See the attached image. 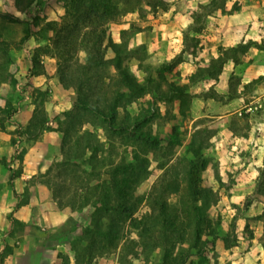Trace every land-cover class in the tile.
<instances>
[{
  "label": "rangeland",
  "instance_id": "1",
  "mask_svg": "<svg viewBox=\"0 0 264 264\" xmlns=\"http://www.w3.org/2000/svg\"><path fill=\"white\" fill-rule=\"evenodd\" d=\"M68 1L65 8L63 0H35L29 8L20 11L14 0H0V132L9 134L7 140L0 139V264H128L129 261L155 264L158 261V250L147 257L134 256L128 246L102 248L95 239L82 233V228L89 224L91 208L78 210L72 204L78 201L75 193L84 191L80 183L88 180L93 184L105 178L110 162L127 157L133 145L128 140L112 138L115 147L107 149L105 144V151L100 152V159L92 167L81 156L71 171L52 166L62 157L61 130L68 124L64 113L72 110L75 91L72 87L56 86L54 81L36 84L42 76L29 72L33 55L57 79L59 61L75 74L86 70L83 79L95 87L94 99L100 103L109 100L122 88L113 65L115 53L105 46L107 37L120 43L121 63L145 85L142 92L131 96L132 102L121 101L118 116L128 113L143 117L148 102L155 103V112L142 131L149 132L158 142L146 148L147 174L134 191L144 199L135 215L147 211L146 195L154 184L170 182L175 176L172 165L181 166L182 159L187 157L190 135L198 130L206 161L202 184L211 193L205 203L215 233L221 238L212 246L210 237L204 236L201 247L205 258L193 255L191 264H264V67L257 64L264 65V53L254 50L256 46L264 48V37L245 52L241 51V45L248 40L223 45L215 37L217 29L224 24L222 16L239 12L242 5L253 0H133L130 4L119 3L117 11L95 30L83 26L72 11H67L72 7L71 0ZM26 28L28 38L22 42ZM66 36L73 54L67 62L58 50L63 48ZM231 46H236L229 54L235 59L226 60L216 81L207 75L198 76L211 57L223 54ZM95 50L102 53L104 62L99 66L91 63L90 55ZM169 83L185 87L187 94L181 112L178 98L169 91ZM212 91L217 93L215 98L204 97ZM25 102L27 115L30 112L32 116L34 108L39 107L37 113L45 116L48 126V129H29L38 133L36 140L28 132H22L31 116L21 125L13 118ZM11 108L14 111L6 118L4 112ZM75 118L72 131L86 128L105 139L100 122L93 120V116L81 114ZM49 131L58 134L54 148L47 145L51 140L43 139ZM38 141L39 148L29 157V164L35 166L41 159H37V154L43 155L42 170L33 169V174L24 180L11 179L12 171L23 170V162L17 159L20 151L25 149L24 156ZM48 167L51 168L46 172ZM16 188L19 192L14 195L12 190ZM50 189L59 195L58 199L52 197ZM178 193H184L183 186ZM179 198L178 194L169 195L173 204ZM51 206L57 213L61 211L58 217H63L57 225L39 220ZM129 236L135 237L134 233ZM187 245L185 242L181 246ZM25 248L29 255L23 258ZM12 254L18 256L8 258ZM25 260L29 262L24 263Z\"/></svg>",
  "mask_w": 264,
  "mask_h": 264
},
{
  "label": "trees",
  "instance_id": "2",
  "mask_svg": "<svg viewBox=\"0 0 264 264\" xmlns=\"http://www.w3.org/2000/svg\"><path fill=\"white\" fill-rule=\"evenodd\" d=\"M34 1L14 0V4L18 10L24 11ZM63 1L66 8L70 1ZM123 2L130 4L133 0H74L73 2L71 0L72 7L67 8V11H72L80 19L83 26H90L95 30L101 22L114 14L119 3ZM156 2V6L159 5V1ZM147 4L151 3L148 2ZM219 8L223 7L219 6ZM7 18L19 20L18 17ZM28 31L29 29L26 28L25 35L21 39L22 42L28 38ZM123 31L121 30V33ZM251 44L256 43L250 40L242 43L241 51L245 52ZM62 45L63 48L58 49L60 51L59 55L67 62L73 55L70 50L71 42L67 36L64 37ZM98 45H100L99 42ZM105 46L115 53L113 65L121 82L120 88H122V91L118 90L112 94L109 100L105 99L100 103L99 100L94 99L95 87L91 85L88 79H83V73H87L86 70H80L79 74H75V72L69 71L67 65H61L60 61L57 63L56 68L60 84L63 87H72L75 91V99L72 110L64 113L66 116L64 120L68 124L61 130L63 134L60 145L62 157L56 159L52 166H62L64 169L67 168L71 171L73 165H78L76 159L81 156L87 166L92 167L94 166L93 162L100 159V152L104 150L105 144L107 149L115 147L110 141L112 138L125 139L133 145L127 157L121 156L110 162L106 169L107 176L105 178L93 184L88 180L80 183L79 186L84 191L75 193L78 201H74L72 204H76L74 208L78 210L84 207L91 208L89 224L82 228V233L95 239L102 248L109 246L111 249H116L120 245L123 248L128 246L134 256L143 255L147 257L158 250V261L155 264H191V257L197 254L204 259V251L201 247L205 242L203 237H210L209 242L212 246L214 241L221 237L215 233V224L209 216L208 204L205 203L211 193L210 189L202 184L201 178V174L206 168L202 151L204 145L202 136L198 130L193 131L186 147L187 157L182 159L179 168L177 164L172 165L175 176L170 182H157L154 184L146 195L147 211L135 215L138 205L144 199L142 196L135 194L134 191L136 184L147 174L148 157L146 148L147 146H155L158 142L149 132L142 131V127L149 121L150 115L155 112V103L153 101L148 102L149 104L145 109L146 115L143 117L128 113L122 115V117L118 116V107L122 106L121 101L132 102L133 98L131 96L142 92L145 85L136 79L127 65L121 63L120 43L113 41L111 37H107ZM236 46L225 48L224 55L219 53L217 56L211 57L209 63L198 71V76L207 75L209 79L216 80L226 60L235 59L234 55L229 54L236 49ZM123 49L126 50V47L124 46ZM101 54L99 50L91 53V63L101 65L104 62ZM131 56L135 57L134 54ZM30 63V74L36 75L44 72L37 55L31 57ZM169 91H172L175 97L178 98L179 111H183L182 100L187 94L185 87L176 83H169ZM216 94L215 91H212L204 97L215 98ZM38 110L40 109L36 106L27 126L22 131L25 134L28 132L27 135L33 138L32 140L37 139L38 133H31L29 129H48L45 116L38 115ZM13 111L12 108L5 111V117L10 118ZM81 114L83 116H93V120L100 122L99 126L104 131V140L90 129L74 128L72 131V121ZM87 120L88 123L95 126L90 119ZM24 150L22 149L18 155L17 159L20 162ZM84 151L89 153L87 155L80 153ZM50 168L48 167L46 172ZM20 172L21 169L12 171L11 179L18 177ZM90 172H92V169ZM182 186L184 193L181 195L178 192L182 189ZM50 191L53 198H59V195L54 193L53 189H50ZM13 192L15 193V191ZM171 194H178L180 197L174 204L169 201V195ZM129 233H134L135 237H130ZM185 242L188 245L182 247L181 245ZM128 264H130V261Z\"/></svg>",
  "mask_w": 264,
  "mask_h": 264
},
{
  "label": "crops",
  "instance_id": "3",
  "mask_svg": "<svg viewBox=\"0 0 264 264\" xmlns=\"http://www.w3.org/2000/svg\"><path fill=\"white\" fill-rule=\"evenodd\" d=\"M225 17H221L224 19V24L220 25V28L217 29L215 37L217 39V41L220 44H228V43H237V42H245L246 40H251V41H255L257 43L260 42V39L262 37H264V0H253L252 2H249L248 4H244L240 7V11L236 12L233 15H224ZM254 50L259 51L261 53H264V48H260L259 46L254 47ZM50 60H53L52 57L49 58ZM248 60V59H247ZM41 63H43V61H40ZM44 64V63H43ZM260 66H263V64H259V62L257 63ZM45 64H44V69L46 71V74L40 73V74H36L38 75L37 77H41V79L39 78L36 82V84H46V82H51L54 81L56 82V86L61 85L59 80L55 77V75H52L53 73L51 72H47V69L45 68ZM263 73V72H261ZM264 74V73H263ZM34 76V74H31ZM253 75H250V77ZM214 80V79H212ZM216 81V80H214ZM62 86V85H61ZM27 102V101H26ZM24 103L22 105H20L21 108L17 109V111L14 113V121L17 124H23L25 123L28 118L31 116L30 112H28L27 115V103ZM21 104V103H20ZM31 107V106H30ZM32 108V107H31ZM56 133V132H55ZM54 132H47L43 135V139L45 140H51V144L48 143L47 145L54 148L57 144L56 141V137L58 136V134L56 135ZM9 138V134L7 132H0V139H4L7 140ZM40 143L35 142L34 144H32L26 151V153L23 156V170H21L20 175L18 176V178L21 180H24L28 177H30L34 170H42L41 166L44 160V156H38L37 154V159H38V164H36L35 166H32L31 164H29V157L32 156V154H35V149L38 147L36 144ZM39 148V147H38ZM34 169V170H33ZM16 190V191H15ZM12 193H14V195H17L19 190L16 188ZM20 209L17 210V212L19 213ZM47 214L44 215V217H39L40 221L45 222V224L47 225H57L59 224L60 220H62L63 217H58L59 213L61 214V211H59V213H57V211L53 208V206H51L48 210V212H46ZM58 215V216H57ZM18 217L21 218L20 215H17ZM63 216V215H62ZM59 219H56V218ZM28 248V247H27ZM25 248L24 250V255L23 258L25 256H28V249ZM13 256H18V255H8V258H13ZM17 258V257H16ZM22 259V257H21ZM29 262L28 260H25L24 263ZM35 262V261H34ZM33 264H37V263H33Z\"/></svg>",
  "mask_w": 264,
  "mask_h": 264
}]
</instances>
